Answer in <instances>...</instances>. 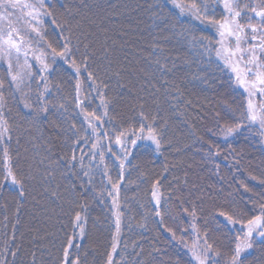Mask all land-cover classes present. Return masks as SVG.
Segmentation results:
<instances>
[{
  "label": "trees",
  "instance_id": "obj_1",
  "mask_svg": "<svg viewBox=\"0 0 264 264\" xmlns=\"http://www.w3.org/2000/svg\"><path fill=\"white\" fill-rule=\"evenodd\" d=\"M45 3L53 16L41 17L42 26L32 21L40 28L41 36L31 31L25 19L19 21L26 43L31 45L28 61L32 64L33 79H26L22 90L15 91L14 86L8 85L6 64L0 65V78L5 80L3 111L11 136L10 141L0 142V161L6 147L17 174L29 177V195L22 202L16 186L8 184L0 190V264H59L69 239L79 244L82 264L84 253L87 264H105L115 236V209L112 197L108 196L113 183L120 184L122 212L114 264H195L189 249L184 247L185 243L190 246L194 237L183 231L189 221L179 215L177 196L190 199L205 210L232 205L244 212L255 207L253 201L264 199V137L256 128L241 130L228 140L219 134V126L226 119L231 121L230 113L239 117L245 96L235 87L228 70L223 69L214 48L211 52L205 49L206 44H216L215 28L193 16L179 15L172 0ZM204 3L209 16L214 10L215 18L222 19L219 0ZM53 18L61 25L67 21L73 26L79 24L80 30L91 34L89 39L98 57L92 70L107 84L106 93L112 100L111 124L102 125L101 135L103 129L136 125L138 105L144 101L148 111L159 113L164 139L161 153L154 152L150 141H137L134 147L126 144L131 163H125L122 181L119 161L112 154L120 155L114 141L101 140L102 144L112 146V153L103 150L104 163L99 155L90 161L89 149L96 137L89 135L78 146L85 153V169L81 170L78 164L72 166L73 140L85 135V114H100L103 108L99 107L100 98L95 90L89 89L83 70L77 77L70 64L59 58L56 63L48 60L50 69L43 75L47 77L49 92L43 93L44 82L39 79L32 53L48 51V44L59 49L63 36L68 35L52 23ZM102 46L110 49L107 60L99 59ZM80 50L84 51L83 45ZM77 80L81 82L83 112L77 106ZM25 103L31 108H25ZM41 103L48 111L37 115ZM72 124L79 130L75 134ZM209 142L218 147L219 156H207ZM75 155L79 158L81 152L76 151ZM89 169L90 175L84 177L83 171ZM49 172L53 173L49 183L61 185V192L72 181H91L86 196L77 197L87 207L83 241L74 235L79 229L74 228L67 205H58L41 195L43 178ZM156 178L161 180V191L172 194L167 204L161 200L162 220L155 215L151 197ZM207 226L215 246L229 252L233 235L228 227L223 222L218 226L210 215ZM200 227L203 229V225ZM168 229L175 232V237ZM248 258L251 264H264V249L257 246Z\"/></svg>",
  "mask_w": 264,
  "mask_h": 264
},
{
  "label": "snow or ice",
  "instance_id": "obj_2",
  "mask_svg": "<svg viewBox=\"0 0 264 264\" xmlns=\"http://www.w3.org/2000/svg\"><path fill=\"white\" fill-rule=\"evenodd\" d=\"M219 3L222 5V19L217 20L214 10L211 16L208 15V8L204 0H199V3L197 0H189V2L172 0L174 8L179 10V15L193 16L201 23L206 22L209 27L215 28V33L218 35L216 44L212 47L206 44L205 49L211 52L214 48L215 56L219 61H222L223 69L228 70L230 78L234 80L235 87L241 89L245 96L239 117L237 118L230 113L231 121L226 119L223 126H219V134L225 140H228L229 137H233L241 130L256 128L259 135L264 137V0H219ZM52 16L53 13L47 10L45 0H36V3H29L27 0H0V61L6 64L5 75L10 77L8 85L10 88L14 86L15 91L22 90V85L26 79H33L32 64L28 61V50L31 45L26 43L25 35L22 34V29L18 27V23L24 18L31 31L41 36L40 28L32 24V21H36L37 24L42 26L44 21L40 18ZM52 23L56 27L63 28L68 35L63 36L59 49L53 47L52 44H48V51L41 50L39 54L32 53L35 62L38 64L37 74H39V79L44 82L43 93L49 92L47 77L43 75V73L49 72L50 64L48 60L51 58L52 63H56L57 58H59L64 63L70 64L77 77L83 70L85 78L89 82V89L95 90L96 95L100 98L99 107L103 108L100 114H97L96 111L85 114L84 120L87 122V128L84 129L85 135L76 136L73 140L74 147L71 149L73 154L70 157L72 166L75 167L78 164L81 170L85 169V153L78 146L82 140L86 141L89 135L96 137L95 142L91 144L89 149L91 153L90 161L95 160L99 155L100 162L104 163L103 150L106 148L109 153H112V146L111 143L102 144L101 140L114 141V144L119 146L120 155L112 154L119 161L118 168L120 170V180L122 181L125 163H131L129 160L131 153L125 147L126 144H131L134 147L137 145V141H150L154 146V152L161 153L164 139L163 126L158 123L159 113L148 111L145 107L147 101H144V103L138 105L135 116L136 125L129 124L127 127L117 125L110 129H103L101 135L102 125L105 122L111 124L109 108L112 100L106 93L107 84L92 70L98 57L93 43L89 39L91 34L80 30L79 24L73 26L71 21L61 25L57 24L55 18H53ZM60 35H63V32ZM74 39L75 43H73ZM81 45L84 48L83 52L80 50ZM89 49H93V51H89ZM101 52L102 55L99 59L107 60L110 49L107 46H102ZM21 55L24 57L22 65L20 64ZM14 60L18 68L27 70L26 73L24 71H14ZM98 80L100 81L99 84H97ZM4 88L5 80L0 78V142L5 139L11 140L8 121L5 119L3 111L6 104ZM75 89L77 106L83 112L84 101L80 97L81 82L79 80H77ZM39 100L40 97H38ZM24 107L31 108V105L25 103ZM60 107L63 108V105H60ZM47 111V106L41 103L36 114H46ZM65 111L67 110L65 109ZM71 128L74 134L79 131L76 129L75 124H72ZM89 129L91 130L90 133ZM109 131H111L110 136ZM76 151L81 152L79 158L75 155ZM219 154L218 147L209 142L207 144V156L214 158ZM11 159L5 147L2 161H0L3 164L2 169H0V190L8 184L16 186V192L22 202L29 195L26 186L29 177L18 175L14 170ZM105 169H107V165H105ZM52 175L53 173L49 172L44 176L45 186L41 195L57 202L58 205L61 202L67 205L68 211L74 219V228L79 229L78 234L74 232V235L83 241L85 238L87 207L77 197L86 196L89 191L87 185L91 181L83 183L72 181L61 192V185H51L49 183V178ZM89 175L90 169L83 171L84 177ZM109 182L111 183L110 179ZM186 183L187 181H185ZM161 187L160 178H156L153 181L151 197L155 205V215L161 217L162 220L161 200L163 199L167 204L172 194L165 195L161 191ZM244 187L245 190L250 191L247 185H244ZM119 195L120 184L113 183L108 196L112 197L111 204L115 209L113 212L115 236L110 246L111 251L106 255L105 264H114V256L117 254V248L119 247L122 217ZM176 199L179 205V215L189 221L188 228L183 231L194 237L192 244L189 246L185 243L184 247L189 249L191 259L195 264H251L248 258L250 252L257 246L264 249V199L253 201L255 207L249 209L248 212L232 205H229L228 208L219 205L211 210H205L200 204L190 199L181 200L179 196ZM209 215L218 226L223 222L224 226L228 227L232 233L233 240L229 252H222L219 247L215 246V241H211L210 230L207 226ZM201 225H203V229H201ZM168 230L175 237V232L172 229ZM180 238L183 240V235ZM79 251V244H74L73 240L69 239L63 249L59 264H82ZM83 264H87V253H84Z\"/></svg>",
  "mask_w": 264,
  "mask_h": 264
},
{
  "label": "rangeland",
  "instance_id": "obj_3",
  "mask_svg": "<svg viewBox=\"0 0 264 264\" xmlns=\"http://www.w3.org/2000/svg\"><path fill=\"white\" fill-rule=\"evenodd\" d=\"M27 2H29V3H36V0H27ZM21 20H24V18H22ZM20 23V22H19ZM19 23H18V27H20L19 26ZM21 24H23V23H21ZM21 28V27H20ZM23 62H24V57H23V55H21V57H20V64L22 65L23 64ZM1 63H2V61H0V65H1ZM13 64H14V71H24L25 69H20V68H18L17 66H16V62H15V60L13 61Z\"/></svg>",
  "mask_w": 264,
  "mask_h": 264
}]
</instances>
